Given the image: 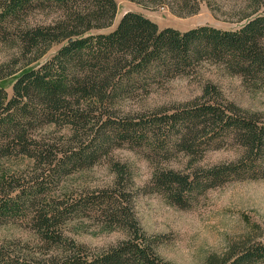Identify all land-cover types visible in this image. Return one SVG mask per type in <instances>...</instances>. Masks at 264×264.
I'll return each instance as SVG.
<instances>
[{"label": "trees", "instance_id": "obj_1", "mask_svg": "<svg viewBox=\"0 0 264 264\" xmlns=\"http://www.w3.org/2000/svg\"><path fill=\"white\" fill-rule=\"evenodd\" d=\"M176 3L189 14L199 8V0ZM117 10L116 0H0V44L18 49L0 67V81L9 80L0 84V163L32 161L26 172L0 176V225L32 230L43 253H50L36 257L14 241L2 242L0 264H172L158 251L160 238L149 236L136 217L125 190L130 171L110 158L117 147L141 152L154 166L148 191L181 209L227 182L264 178V116L224 100L211 81L190 102L136 114L125 109L204 66L239 77L251 92L264 89V13L247 16L236 29L204 24L180 30L127 11L111 31H96L111 26ZM36 12L54 17L32 23ZM49 126L68 133L43 134ZM227 143L242 147L235 160L197 165L209 149ZM176 153L189 157V171L164 166ZM106 158L116 174L114 186L77 198L58 194L66 176ZM85 216L126 237L92 252L65 233L69 221ZM261 262L264 235L235 241L204 264Z\"/></svg>", "mask_w": 264, "mask_h": 264}, {"label": "rangeland", "instance_id": "obj_2", "mask_svg": "<svg viewBox=\"0 0 264 264\" xmlns=\"http://www.w3.org/2000/svg\"><path fill=\"white\" fill-rule=\"evenodd\" d=\"M116 1L118 10L113 24L96 31H111L127 11L140 12L161 27L172 26L180 30L204 24L236 29L247 16L264 13V0H199L197 12L191 14L179 11L177 0ZM53 17V14L36 12L29 20L32 23L45 22ZM58 48L59 45L53 46L40 61L52 56ZM17 55V48L0 44V67ZM207 81L220 87L224 100L234 102L243 111L258 112L264 116V89L251 92L241 84L239 77L226 75L216 66H204L192 77H178L150 96L132 100L125 109L136 114L156 107L190 102L201 94L202 86ZM6 82L9 80L0 81V84ZM67 133V129L54 126L43 130V134H53L57 138ZM241 152L242 147L238 144L227 143L220 148L209 149L197 165L209 167L230 162ZM111 157L129 169L131 176L125 184V190L131 193L130 203L136 217L149 236L160 238L158 251L172 264H204L208 255L226 253L235 241L264 235V178L227 182L199 196L191 208L181 209L167 203L160 193L148 191L146 186L151 180L154 166L141 152L127 146L117 147L112 150ZM188 159V156L176 153L163 164L189 171ZM31 162L22 158L4 160L0 163V176L9 172H26ZM115 179L116 174L106 158L92 167L66 176L56 188L60 196L77 198L92 190L112 187ZM65 233L92 252L108 249L126 237L122 230L105 232L99 220L91 216L69 221ZM10 241L32 256L47 257L50 254L43 253L42 244L32 230L17 224L0 225V243Z\"/></svg>", "mask_w": 264, "mask_h": 264}]
</instances>
